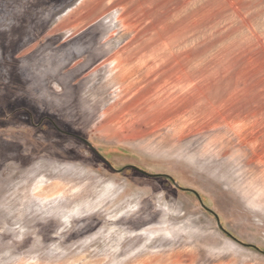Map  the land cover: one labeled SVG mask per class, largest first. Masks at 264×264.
<instances>
[{
    "label": "rangeland",
    "instance_id": "obj_1",
    "mask_svg": "<svg viewBox=\"0 0 264 264\" xmlns=\"http://www.w3.org/2000/svg\"><path fill=\"white\" fill-rule=\"evenodd\" d=\"M0 264H264V0H0Z\"/></svg>",
    "mask_w": 264,
    "mask_h": 264
},
{
    "label": "water",
    "instance_id": "obj_2",
    "mask_svg": "<svg viewBox=\"0 0 264 264\" xmlns=\"http://www.w3.org/2000/svg\"><path fill=\"white\" fill-rule=\"evenodd\" d=\"M76 138H78L79 140H81L91 151H93L98 157H100L105 163H107V165H109V167L111 168V169H113V167L111 166V164L108 162V160L106 159V158H104L100 153H99V151L88 141V140H86V139H84V138H81V137H76ZM132 169H134V170H136V171H138V172H140V173H142L143 175H146V176H148V177H155V176H157V175H152V174H150V173H148V172H146V171H143V170H141V169H139V168H137V167H131ZM114 170V169H113ZM117 172H122L121 170H119V171H117ZM167 179H169L172 183H173V185L177 188V189H180V190H182V191H188V192H192L193 194H195L196 195V197L198 198V200H199V202H200V204H201V206L205 209V210H207V211H209V212H211L212 214H214L211 210H209L204 204H203V202H202V200H201V197H200V195L197 193V192H195V191H193V190H188V189H184V188H182V187H180L177 183H176V181L172 178V177H170V176H165ZM214 216L216 217V219H217V223H218V227L223 231V232H225V233H227L229 236H231L234 240H236V241H238L237 239H235L232 235H230L223 227H222V225H221V223H220V220H219V218H218V216L216 215V214H214ZM247 246H249V245H247ZM255 249H257L256 247H254ZM258 250V249H257Z\"/></svg>",
    "mask_w": 264,
    "mask_h": 264
},
{
    "label": "bare ground",
    "instance_id": "obj_3",
    "mask_svg": "<svg viewBox=\"0 0 264 264\" xmlns=\"http://www.w3.org/2000/svg\"><path fill=\"white\" fill-rule=\"evenodd\" d=\"M159 68V67H158ZM138 70V69H137ZM150 75V74H149ZM162 98H157L156 102L151 103L153 106H161L163 104V101H161ZM164 100V99H163ZM165 103V102H164ZM150 103H147V105L151 106ZM144 105V104H143ZM146 113V112H145ZM184 123V122H183Z\"/></svg>",
    "mask_w": 264,
    "mask_h": 264
},
{
    "label": "flooded vegetation",
    "instance_id": "obj_4",
    "mask_svg": "<svg viewBox=\"0 0 264 264\" xmlns=\"http://www.w3.org/2000/svg\"><path fill=\"white\" fill-rule=\"evenodd\" d=\"M105 158V157H104Z\"/></svg>",
    "mask_w": 264,
    "mask_h": 264
}]
</instances>
